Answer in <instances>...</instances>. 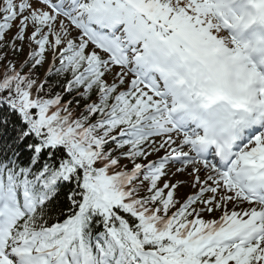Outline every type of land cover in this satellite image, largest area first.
I'll return each mask as SVG.
<instances>
[{"label":"rangeland","instance_id":"rangeland-1","mask_svg":"<svg viewBox=\"0 0 264 264\" xmlns=\"http://www.w3.org/2000/svg\"><path fill=\"white\" fill-rule=\"evenodd\" d=\"M35 1H39L40 3L38 4H40L42 9L47 11V13L51 14L52 12L54 14L53 23L62 20L64 31L60 29L56 32L55 29H46L48 27L46 25L40 30L41 34L38 35V30L36 31L33 25L37 19L35 16L40 14L37 10H41V7L34 4L37 3ZM49 1L50 0H25V3L23 2L21 7H17L13 11L12 20L8 27L9 29L6 35L1 37V39L3 42L9 43L8 46L11 50L19 52L17 53V57L19 58H15V60L21 62L38 57L39 61L42 60L43 62L42 69H47L56 63L59 53L65 46L69 48L85 46L87 51L103 56L102 63H104V69L111 80L123 83V86L128 90L136 89L133 86V81L136 78L134 71H132L128 65L119 67L108 64L109 61L104 50L99 49L97 41L89 38L87 31L80 28L78 17L74 18L73 15L71 16L72 5L68 4L62 7L60 0H54V2L60 3L59 7L53 6L58 10L55 12L48 5ZM66 2L70 3L68 0ZM2 4L3 0H0V13L4 12ZM122 4L125 11L134 16L133 26L138 31L142 32L144 41L149 43L153 50H155L159 42L164 44V42L170 43V41H174L172 36L179 40L186 37L198 40L205 38V43L212 41L219 44L221 41L219 34L215 30L217 26L212 22L201 0H164V2L160 0H125ZM99 6L105 5L99 4ZM67 9L70 15L66 14ZM181 13L182 15H179ZM72 18H74V20ZM44 30H50L51 33H47V40L49 42L55 41L56 44L52 47L48 46L47 51H45L43 55L38 49L37 44L40 42L38 38L42 35ZM168 30L173 31L172 35ZM120 32H122V36H125L127 33V31ZM125 40L126 39H124V41ZM133 40L135 41L136 39ZM194 41L197 44L192 45L194 50L188 53L187 59L190 65L199 69L198 60L203 59L206 63H209V60H211V52L202 42L197 40ZM200 54L203 58H201ZM166 55L167 54L164 53V60ZM212 66L216 74L220 72L213 63ZM194 68L183 70V73L188 79L194 77L192 74L195 71ZM131 73L134 74L132 77H125L126 74ZM221 74L225 75L223 71ZM204 75L205 72H202L199 73L197 77L202 78ZM225 76L228 78L229 82L233 83L232 77ZM209 84H211L210 79L207 81V85ZM140 91L143 92V95L147 94L150 100L159 105L156 101L158 93L155 94L151 86H145L140 89ZM150 117L151 116L147 117V119H151ZM145 126L150 128L155 126V124H146ZM155 132L156 130L144 131L145 134H150L152 138V143L149 146L150 150L155 151L148 157L149 161H151V167L156 168L154 172L160 170L162 173L159 182L160 188L167 192L171 191L174 193V198L178 201L177 207L186 204L185 199L188 195H192V198L198 196L203 202L204 199L208 200L209 202H204L206 203L204 205L200 202L195 204L191 219L197 222L204 221L211 224L210 234H212L214 242H216L218 238H223L233 227L242 225L244 220H247L246 227H264L261 216L262 211L261 208L258 207V204L246 200L227 179L223 182H217L215 180L216 176L214 175V179L211 177L209 182L204 181L205 184H208V188L206 190L202 189L205 185H202L203 182L199 183L198 176L209 167H207L205 163L195 160L192 162L186 161L183 157L184 154L181 153L178 154L179 157L175 159L176 164H171L173 160L171 158L172 155H168L167 152L163 151L166 147L163 143L169 133L167 132V134L161 136ZM261 140V138L254 139V143L250 145L249 149L243 151L242 155H244V157L237 162V166L242 164L246 157L253 152H250L251 149L254 148V150H256L262 147ZM182 144L190 147L187 141H183ZM212 169H214V167H212ZM73 227L74 223L71 221L69 227L65 229L64 234L68 236L72 234ZM56 230V228L49 230L48 234H54ZM259 241L260 243L264 242V237L260 238ZM56 246L57 241H52L50 245L41 244L38 246L37 243V252L40 253L41 256L36 260V263L32 264H38L39 262V264H49L50 259L53 261L52 264H59V252L55 249ZM10 248V246H6L5 252H11L12 248ZM70 261L71 260L68 259V263H65L63 261V256L60 258V264L62 262L69 264ZM33 262H35L34 258ZM258 264H264V261H259Z\"/></svg>","mask_w":264,"mask_h":264},{"label":"trees","instance_id":"trees-1","mask_svg":"<svg viewBox=\"0 0 264 264\" xmlns=\"http://www.w3.org/2000/svg\"><path fill=\"white\" fill-rule=\"evenodd\" d=\"M8 44L5 42L0 44V159L11 171H21L37 177L40 175L43 178H36L38 179L36 186L43 192L45 201L38 206L36 213L30 219L36 226L49 227L74 216L83 202L85 182L80 181V186L83 187L80 188L79 181L75 177L68 184H60L55 178L50 179L47 174L42 175L45 161L61 163L71 160L64 156V149L50 146L49 141L41 140L40 137L45 139L59 135L63 125L74 122L87 129V136L104 138L107 132H103V127L97 125L99 122L97 114L103 108L93 104L99 86H89L84 90L76 87L71 79L77 73L78 61L69 68L58 64L44 72L41 64L35 60L16 61L19 52L11 50ZM80 77L81 75H75L78 81ZM47 99L55 106L53 110L57 112L54 122L56 126L51 123L48 127L34 128L26 117L32 113L33 105L43 104L42 107L45 108ZM100 142L103 151L114 147L109 143L110 141ZM133 195L138 193L133 191ZM125 218L136 232L134 235L140 239L141 234L136 228V222L131 216ZM82 224L89 230L86 234L94 231V234L110 236L111 240H108V243L116 254L120 246L115 241L117 236L105 228V222L98 211L87 208L82 214ZM119 241L126 242L122 238H119ZM147 246L157 248L159 245L144 244V247ZM130 254L135 253L129 247L122 253L121 262L132 264Z\"/></svg>","mask_w":264,"mask_h":264},{"label":"bare ground","instance_id":"bare-ground-1","mask_svg":"<svg viewBox=\"0 0 264 264\" xmlns=\"http://www.w3.org/2000/svg\"><path fill=\"white\" fill-rule=\"evenodd\" d=\"M217 97L226 98V96H224V95H223V96H217ZM212 99H213V98H212ZM164 102L167 103V100L165 99ZM173 136H174V137H183L184 135L181 134V133H173ZM195 151H196V149L194 148V152H195ZM195 153H196V152H195ZM238 175H239V176H240V175H243V176H244V175H245V171H241V174H238Z\"/></svg>","mask_w":264,"mask_h":264}]
</instances>
